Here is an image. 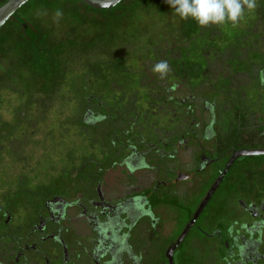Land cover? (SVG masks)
<instances>
[{
	"label": "flooded vegetation",
	"instance_id": "flooded-vegetation-1",
	"mask_svg": "<svg viewBox=\"0 0 264 264\" xmlns=\"http://www.w3.org/2000/svg\"><path fill=\"white\" fill-rule=\"evenodd\" d=\"M256 3L251 12L245 9L243 20L233 28L238 38L216 43V37H224V28L209 26L217 27L218 32H207L202 50L220 52L210 54L213 64L208 61L206 66L212 74L201 76L200 91L194 90L195 73L188 64L181 68V79L167 85L165 77L178 72L174 65L177 58L172 57L171 61L163 60L170 64L168 75L161 78L154 72L149 80L153 88L146 100L125 91L122 101L116 100L105 108L95 96L86 97L82 123L92 128L110 124L104 142H109L111 149L108 152L106 144L102 148L107 152L101 165L114 169L118 164L123 169L118 180L112 186L106 184V192L102 167L97 171L91 164H84L70 181H65L72 186L9 194L8 206L0 205V264H170L168 252L187 227L188 233L173 253L175 264H264V189L235 193L240 197L238 206L243 216L233 222L225 215L226 202H215L234 165L246 157L233 163L194 219L234 152L243 150L234 147L227 158H221L209 148L219 127H223L219 115L225 111L224 102L238 112L247 109L246 100L251 99L247 91L240 90V84H230L234 75L229 68L234 63L252 66L260 90L251 96L257 100L255 103L264 104V0ZM154 51L153 66L162 61L157 60V49ZM231 51L238 52L237 56ZM243 52L247 53L243 56ZM149 70L145 69V74ZM206 114L210 121L204 125ZM152 118L153 125H146V131L144 122ZM236 121V125H241L238 118ZM236 137L235 142L241 136L238 140ZM180 150L192 160L188 171L178 168ZM157 159L166 162L170 172L158 171ZM216 167L220 169L212 185L197 203L193 200L194 184L200 187L205 173ZM183 187L186 197L179 192ZM22 200L25 218L21 214L15 216ZM177 212L185 217L180 226ZM166 213L171 216L169 225ZM242 219L248 222L240 224ZM192 238L206 243L211 251L207 248L200 254L197 247L185 248Z\"/></svg>",
	"mask_w": 264,
	"mask_h": 264
},
{
	"label": "rangeland",
	"instance_id": "rangeland-1",
	"mask_svg": "<svg viewBox=\"0 0 264 264\" xmlns=\"http://www.w3.org/2000/svg\"><path fill=\"white\" fill-rule=\"evenodd\" d=\"M7 1L0 0V6ZM57 10L63 13L58 22L54 20ZM230 26H220L224 37H216V43L237 37L238 32ZM216 28H202L191 18L182 20L166 0H125L104 13L89 9L79 0H37L22 8L18 17L0 30V205L8 206L6 197L21 190L67 185L65 181H70L84 164H91L97 171L102 167L104 190L108 192L107 185L112 186L123 169L118 164L114 169L101 165L104 153L111 149L109 142H104L110 124L92 128L82 123L86 97L95 96L105 108L116 100L122 101L125 91L146 100L153 88L149 80L154 76L152 60L156 59V49L157 60L177 58V74L164 75L167 85L181 79V68L188 64L195 73L194 90L200 91L201 76L212 74L206 66L208 61L213 64L210 54L220 52L202 50L201 45L206 42L207 32H218ZM231 52L237 56L238 52ZM249 65L234 63L229 68L234 75L230 84H240V90L247 91L251 99L246 100L247 109L238 112L224 102L225 111L219 115L223 127H219L216 140L209 146L211 153L221 158H227L234 147L264 150V104L255 103L257 100L251 96L260 88ZM145 69H150L147 76ZM237 118L241 125H236ZM154 120L144 122L146 131V125ZM202 120L208 124L210 115ZM4 126L9 127L5 133L1 130ZM235 136L236 140L241 136L240 140L235 142ZM105 144L107 151L102 150ZM186 153L180 150L177 159L178 168L184 171L192 161ZM219 169L207 171L200 187L194 184L193 200L197 203ZM157 170L170 172L167 163L158 159ZM249 188L258 192L264 189V156L240 158L217 196L215 202H226L224 210L229 221L243 216L237 194ZM179 192L186 197L184 187ZM21 203L15 216L25 218V201ZM179 213L178 226L185 219ZM166 214L169 225L171 216ZM171 214L174 217L172 211ZM189 246L197 247L200 254L208 248L198 238H192L185 248L191 249Z\"/></svg>",
	"mask_w": 264,
	"mask_h": 264
},
{
	"label": "clouds",
	"instance_id": "clouds-1",
	"mask_svg": "<svg viewBox=\"0 0 264 264\" xmlns=\"http://www.w3.org/2000/svg\"><path fill=\"white\" fill-rule=\"evenodd\" d=\"M166 3L182 20L191 18L202 28L226 23L235 27L243 20L245 9L251 12L257 7L256 0H166ZM62 16V11L57 10L54 20L58 22ZM168 70L166 61L157 63L153 68L154 72L161 74V78Z\"/></svg>",
	"mask_w": 264,
	"mask_h": 264
},
{
	"label": "water",
	"instance_id": "water-1",
	"mask_svg": "<svg viewBox=\"0 0 264 264\" xmlns=\"http://www.w3.org/2000/svg\"><path fill=\"white\" fill-rule=\"evenodd\" d=\"M35 1V0H8L5 4H3L0 7V29L5 26V24L13 18L16 13L25 5L28 3ZM82 3H84L86 6L97 10H110L112 8H115L117 5L121 4L124 0H80ZM256 156H264V150H241V151H235L232 158L224 168V171L222 175L219 177L217 182L214 184L213 188L209 192L208 196L202 203L201 208L197 212V215L194 219L197 218L199 213L203 210L205 205L208 203L218 186L220 185L221 181L224 179L226 174L228 173L229 169L233 165V163L239 158V157H256ZM189 231V227L186 228V230L182 233L180 238L177 240L176 243L172 245L168 252V259L170 264H175L173 259V253L175 249L181 244L183 239L185 238L186 234Z\"/></svg>",
	"mask_w": 264,
	"mask_h": 264
},
{
	"label": "trees",
	"instance_id": "trees-1",
	"mask_svg": "<svg viewBox=\"0 0 264 264\" xmlns=\"http://www.w3.org/2000/svg\"><path fill=\"white\" fill-rule=\"evenodd\" d=\"M35 1H37V0H35ZM35 1H32V2H35ZM79 1H80V0H79ZM124 1H125V0H124ZM124 1H123V2H124ZM32 2H30V3H32ZM123 2H122V3H123ZM30 3H28V4H30ZM122 3H121V4H122ZM4 4H5V3H4ZM28 4L25 5V6H23L22 8L28 6ZM83 4H84V3H83ZM121 4L117 5L115 8H112V9H110V10H102V11H97V10H94V9L88 7V6H87V7H88L89 9L95 11V12H102V13H104V12H108V11H112V10L116 9V8L119 7ZM84 5H85V4H84ZM85 6H86V5H85ZM0 7H1V6H0ZM22 8L16 13V15L14 16L15 18L18 17L19 12L22 10ZM14 17H13V18H14ZM11 19H12V18H11ZM11 19H10V20H11ZM10 20H9V21H10ZM9 21H8V22H9ZM8 22H7V23H8ZM7 23H6V24H7ZM6 24H5V25H6ZM3 27H4V26H3ZM3 27H2V28H3ZM2 28H1V29H2ZM1 29H0V30H1ZM8 129H9V127H5V126H4L3 129H1V130L3 131V133H5ZM2 131H1V132H2ZM1 134H2V133H1ZM1 134H0V135H1Z\"/></svg>",
	"mask_w": 264,
	"mask_h": 264
}]
</instances>
